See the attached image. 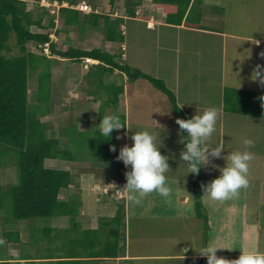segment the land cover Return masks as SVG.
Masks as SVG:
<instances>
[{
    "label": "rangeland",
    "instance_id": "1",
    "mask_svg": "<svg viewBox=\"0 0 264 264\" xmlns=\"http://www.w3.org/2000/svg\"><path fill=\"white\" fill-rule=\"evenodd\" d=\"M24 1L27 4V9L32 10L34 18L37 15H43V25H46L48 20L53 18L54 27L52 28L43 30L31 26L30 29L37 32H48L56 49L65 50L68 46H72L82 49L98 48L114 55L121 54V57L116 59L118 63H125L152 77L162 79L166 87L172 92L174 88V73L180 77L181 81L186 79L185 83H182L185 86H181L178 93V99L182 104H178V106L184 114L191 119L194 115L200 114L208 108H217L219 116L216 131L213 133L209 142L211 146L215 147L217 144L224 145L225 150L222 151L221 155L225 161L228 160L227 155L232 152L251 151L254 158L250 162L249 179L253 180L254 178L263 176L264 118L231 113L224 114L221 95L224 87L251 90L264 94V79H262L264 78V0H204V4H206L204 15L207 18L204 19L203 23H205L208 30H213L214 34H200L196 31H189L190 34H184L179 39L180 42L176 43L177 45L173 41L170 42L168 38V40H165V36L172 38V35H169L170 32L167 31L168 34H165L161 30L159 35V32L157 33L156 30H147L144 22L141 20L137 21V18L131 20L123 19L120 25V32L123 35L122 43L107 42L103 38V32L100 30L91 29L89 26H87L88 28L86 30H83L77 28V26L63 25L61 17L57 12L58 7L62 6V4L56 1ZM142 1L148 2L147 4L143 3L144 5L138 6L136 8V14L143 16L147 9L152 13V5H149L150 1ZM124 3L125 0H114L113 4H110V0H96L95 11L116 17V15L124 14V7H122ZM63 5H66V3ZM43 7L47 9V14L45 15L43 14ZM218 9L220 10L217 11ZM139 19L141 18L139 17ZM99 23L101 25L102 21L100 20ZM55 29L59 30L58 34L54 33ZM231 34L236 35V40L230 39L227 36ZM255 40L260 41L259 46H256ZM121 44H123V49L120 48L122 46ZM27 48L38 54H49L45 46L43 50H40L32 42L27 44ZM12 53H17V49L13 48ZM49 57L54 59L51 68L53 74L51 99L45 103H37L38 101L36 99L34 101V98H37L34 96L37 72L33 70L28 78V110L38 111L40 113H45L46 110L51 111L50 114L44 115L42 120L51 124L53 128L51 135L60 136L63 133L65 136L66 132L70 134V139L69 137L68 139L61 138L59 147L69 149L75 161L46 159L44 165L48 168L71 170L73 173H79L81 171L83 173L84 171L93 176L107 178V180L117 175V178H122V173L113 170L112 166L108 163H103L98 160L96 154L91 152L83 142L82 137L80 138V132L76 130H78L77 125L86 124L87 129L85 131L88 133V137L92 138L99 133L97 125L103 117L116 114L123 121V118H121V115L124 116V113H122L123 109L119 106L115 110L114 107L111 108V105H105V101L108 98L105 90H101L93 83H89L86 78H83L78 83L80 92L77 94L73 91V88H75L73 87V78L75 79L77 77L75 76L76 74H85L89 69V64L91 62L93 63V61L71 62L68 60H59L58 57ZM117 73L113 72L109 74L105 82H108V84H122V76L121 74L118 76L119 74ZM126 88V100L123 99L119 103V105H122L128 101L125 137L124 134L122 135V128L114 130L116 136L117 132L118 137L122 136L126 140L120 141V146H131L132 141L130 137L134 132L142 130L161 132L160 138L163 147L160 148V151L162 155L169 157L170 172L167 174L168 184H173L174 181L180 178L184 180L188 179L185 186L189 191H192L190 197L194 199V202L191 201V204H187L184 207H187L189 210L192 207L195 208V211L187 210L184 212L185 215H183L179 209L183 206H181V203L177 199H174L175 195L172 185H170L171 194L167 198H163L158 193L153 192L152 194L160 198L162 197L166 201V205L164 204L165 210H176L177 216L176 218H166L164 221L146 219L137 222L135 226L132 225L130 227V229L133 227V234L136 233L135 236L132 234V239H146L145 242L148 245L144 247L162 250L168 247L163 240L170 241L171 245L175 242L169 248H180L188 245L189 238L193 236V240H198V248L201 246L204 249L206 248V239L209 237L208 246L210 249L218 248L224 251H232L233 248H236V237H232L231 241L229 240L231 239L229 236H232L233 232L229 235L225 232L226 225L223 223L225 210H214L210 205L208 207L203 202L204 193L202 186L220 174L217 168L212 167V165L222 168L225 165L224 159L210 157V164L203 166L202 171L204 174L201 179L202 193L199 196L201 203L198 204V200L194 195V187L190 182L191 177L190 173H188V166L180 160V153L184 150V143L179 126L175 122L176 117L168 97L143 79L127 82ZM68 89L70 91H67ZM89 90H93L91 92L92 94L89 93ZM80 101L82 103L84 102L87 106L85 107L84 105V108L77 110L79 113H76L71 107H78L79 104L76 103ZM48 134L50 135V133ZM245 140L253 141V147L245 149ZM256 155L257 157H255ZM126 170L130 171V168ZM119 175L121 176L119 177ZM77 179L81 181L80 186L82 191L86 190L91 194L93 192L94 195L99 196L98 193L101 192L98 190L99 185L97 187L93 184L85 185V179L88 180V178L79 179L77 177ZM0 180L3 185L15 181L14 167H0ZM186 187H183L181 191L184 189L187 190ZM261 197L262 201L257 204L258 212L256 219L258 223H255V225L261 228L258 234L259 240L257 245L259 244V250L264 251V189ZM204 199L207 201L206 198ZM93 200H97L98 203L105 201L103 197H97ZM158 201L163 204L162 200L158 199ZM255 204H253V208L256 207ZM192 213L194 214L190 215ZM4 214V211L0 212V239L4 241L0 245L1 260L8 258L9 254L13 251L17 253L19 250H21V254L27 253L32 257L59 256L64 251L66 252L64 245L76 237L74 235L75 233L71 234L69 232L70 228H68L61 232L62 238L55 245L52 244L53 246H50L49 242H42L39 246L36 244L31 246L26 239L27 235L31 234L32 229L36 231L45 224H48L47 220L30 219L14 221L9 215L4 216ZM203 214L211 222L210 228L213 226L208 234L206 230L208 220L203 219ZM24 223L32 225H29V229L26 230L23 227ZM5 231L20 233L19 238L21 241L23 240L24 244L16 243L13 246L11 242H7L8 239L6 240L3 234ZM132 242L137 245L141 244L139 240H132ZM73 243L70 244L73 245ZM12 246L14 247L13 251L11 250ZM220 259L225 260L224 264H231L232 261L236 260V257H223ZM49 264H54V262ZM204 264H207V260Z\"/></svg>",
    "mask_w": 264,
    "mask_h": 264
},
{
    "label": "trees",
    "instance_id": "2",
    "mask_svg": "<svg viewBox=\"0 0 264 264\" xmlns=\"http://www.w3.org/2000/svg\"><path fill=\"white\" fill-rule=\"evenodd\" d=\"M49 1L62 4L58 7L57 12L63 25L77 26L83 30L89 26L91 29L102 31L106 41L123 42V35L120 32L123 17H111L109 14L95 11L96 0H82L91 7V11L88 13L76 9L75 6L81 0ZM151 2L154 7L163 9L166 24L174 26L184 24L189 27L205 28L201 24L204 8H206L204 0H151ZM64 3L66 5H63ZM141 3L142 0H125L124 9L128 17L136 16V8ZM110 4H113V0H110ZM42 10L44 15L47 14V9L43 7ZM100 20L102 21L101 25ZM42 21L43 15H37L34 18L32 10L27 9L24 0H0V167L13 166L15 171V181L6 185L0 181V212L4 211V216L9 215L14 221L47 220L48 224L36 231L32 229L31 234L27 236L31 246L34 244L39 246L42 242H49L50 246L55 245L62 238L61 232L64 230L52 229L49 224L51 218L60 215L69 216L70 232L74 228L75 223L73 221L77 212V208L73 207L70 198L65 201L58 198L60 189L71 184V173L68 170L48 168L44 165L46 159L74 160L69 149L59 147L58 138L64 134L62 133L57 137L48 136V131L53 130V128L47 121L42 120V117L50 114L51 111L46 110L45 113H40L28 110V78L33 70L37 72L36 95L34 94L37 98H34V101L36 99L37 103H45L51 99L53 77L51 68L54 59L49 56L64 58L71 62H80L84 58L96 60L97 63L89 67L84 78L89 83L96 85L97 88L105 90L108 95L105 105H111V108L114 107L115 110L119 107L123 83L108 84L105 81L109 74L117 71L125 76L126 82H134L139 79L148 81L168 97L176 120L178 118L188 119L178 106L174 93L166 87L162 79L152 77L125 63H118L116 59L121 57V54H119L120 56L114 55L98 48L85 50L69 46L65 50L56 49L48 32H37L30 29L31 26L43 30L54 27L53 18H50L46 25H43ZM54 33L58 34L59 30L55 29ZM30 42L38 46L40 50H43L46 45L49 54H38L28 50L27 44ZM13 48L17 49V53H12ZM92 91L89 90V93ZM221 98L222 110L225 112L264 118V94L251 90L224 87ZM121 118H123L121 122L125 126V117L121 115ZM122 132L123 135L125 127H122ZM180 133L182 138L186 136L182 130ZM87 134V132H80L79 136L82 137L90 151L96 154L98 160L108 163L113 170L123 173L126 167L116 158L120 149L116 144L114 130L107 139L100 136V133L92 138L88 137ZM65 136L68 139L70 134L66 132ZM112 146L115 147V151L110 150ZM190 177V182L195 191L194 195L198 200L196 202L200 204L199 196L202 193L201 168L199 174L190 173ZM120 218L121 208L119 207L110 221L114 228L107 234L105 243H102L101 239L98 241L93 239L94 235H98L96 231H92L93 237L85 238L82 236L77 243H83V241L89 242V244L101 242L95 256L114 257ZM203 219L207 221L205 214H203ZM3 234L5 239H8L7 242H11L13 246L16 243L24 244L20 241V233L18 232L5 231ZM70 243L72 242H69V248L72 246ZM13 246L12 248H14ZM19 255V258L25 259L62 258L59 257L61 255L33 258L27 253L21 254V250ZM63 257L74 258L72 256ZM11 259L16 258L11 257ZM55 262L56 264H82L73 259H56ZM0 264L14 263L6 258L0 259Z\"/></svg>",
    "mask_w": 264,
    "mask_h": 264
},
{
    "label": "crops",
    "instance_id": "3",
    "mask_svg": "<svg viewBox=\"0 0 264 264\" xmlns=\"http://www.w3.org/2000/svg\"><path fill=\"white\" fill-rule=\"evenodd\" d=\"M149 1H150L149 5L150 4L152 5V10H153L152 13H150V11L147 9L145 10V15L143 16H139L136 14L135 17H128V15L125 13V9L123 8L124 14L122 13V14L116 15V17H123V19L126 18L130 20L133 18H137V21L141 20L144 22V26L147 30H150V31L156 30L157 33L159 32L158 33L159 35L161 33V30H162V33H165V34H168L167 33L168 31L171 33V34L169 33V35H172V38H170L169 36H165L166 37L165 40L168 38L170 39V42L173 41V43L175 44L177 42H180L179 39H181V37L184 34L186 33L188 34L189 31L190 32L196 31V32H199L200 34H205V33L214 34L213 30H208L205 26V23H203L204 19L207 18L206 15H203L202 22H201V24L204 25L205 28L189 27L184 24L176 25V26L169 25V24H166L164 21L165 14L163 12V9L160 7H154L151 0ZM81 2L83 1L82 0L79 1V3ZM147 2L148 1L146 2L142 1L140 5L147 4ZM139 17L141 19H139ZM147 24H152L153 27H150ZM227 36H229L230 39L236 40V35L231 34ZM259 43H260L259 40H255L256 46H259ZM121 45H122L121 48L123 49V44ZM165 45L167 46V44ZM58 59L61 60V58H58ZM62 60L64 61L67 59L63 58ZM91 61H93V63L92 62L90 63L91 65H94L97 63V61H94V60H91ZM90 64H89V67L91 66ZM84 66L87 67L86 65ZM114 72L117 73V71H114ZM85 74L83 75L76 74L75 76H77L76 77L77 80H75L76 78L75 79L73 78V81H74L73 87H75L73 88V91H75V93L77 94L78 92H80L79 90L80 87L78 83L81 82ZM117 74H119L118 76H120V73H117ZM121 76H122V83L124 87H123V93L121 94L120 102L123 99L126 100L125 96H126V91H127L126 78L123 74H121ZM185 81L186 79L181 81L180 77H178L177 74L174 73L173 92H174L177 104L179 105H182V104L180 103V100L178 99L179 97L178 93L180 91L181 86L182 87L185 86V85H182V83L184 84ZM67 91H70V90L68 89ZM76 104H79L78 107L77 106L71 107L73 108V110H75L76 113L78 112L77 110H82V108H84V105L85 107L87 106L84 102L82 103V101H80L79 103L77 102ZM119 106H121V108L123 109L122 113H124L125 127H126V121H127V115H128L127 114L128 101H126L122 105L120 104ZM223 112L224 114L228 113L225 111ZM224 114L223 116H225ZM86 126H87L86 124L77 125L78 130L76 131L84 132L87 129ZM51 131L53 130L48 131V133H50V135L48 134V136L53 137V135H51ZM125 133H126V129H125ZM125 133H124V137H125ZM116 134L117 136L114 133V135L116 136V141H117L116 144L118 148L121 149L122 146H120V143H121L120 141H126V140L122 136H119V138H117L118 133L116 132ZM63 137L60 136V138H58L59 144H60L61 138L66 139V136L63 135ZM255 157H257V155ZM258 157H262V156H258ZM126 169L127 168H125L124 172L122 173V178H115L118 176L117 175V176L111 177L108 180L107 178L105 179L103 177H97L95 175L93 176L90 173H86L84 171L83 173L82 171L79 173L78 172L73 173V171L68 170L72 175V182L68 187L60 189L58 193V198L61 201H65L68 198H70L73 202V207L77 208V212H76V215L73 221L75 223L73 226L74 228L73 230L70 231L71 234L75 233L74 235H76V237H74L75 238L74 240H70L71 242H74L72 247L69 248L68 247L69 242H67V244L64 245L66 247V252L64 251L63 254L59 256L62 258H53V259L19 258L20 250L17 253H14L13 251L14 249L12 248L11 250L13 252L9 254V257L7 258V260L12 261L14 264H27V263H33V264L47 263L49 264L51 262L52 263L54 262V264H56L55 262L56 259H63V260L73 259V260L79 261V263L81 262L82 264H204L207 260V257L202 253L205 250L212 251V249H210L208 246L209 237L206 239V242H205L206 248L204 249L201 246L200 248H198V240L196 239L193 240L194 237L192 235H191L192 237L189 238V244L188 245L185 244L186 246L180 247V248H169L170 246H173L175 242H173V245H171L170 241L163 240V242H165L166 246L168 247L162 250L161 249H149L148 247H144L145 245H148L145 242L146 239H138V238L132 239V234L134 233L133 227L132 229H130L132 225L135 226L137 222H140L146 219L147 220L155 219V220L164 221L166 218L168 219L176 218L177 212L176 210L175 211L171 210L172 212L168 211L167 209L165 210L164 204L166 205L165 203L166 201L163 199L164 197L160 198L159 196H155V194H152V193L151 195L149 194L148 196L144 197L139 205L129 202L127 199V192L122 190L126 184V177H125V173L127 172ZM62 170H65V169H62ZM202 170H203V166L201 167V173H202V178H203L204 172ZM120 176L121 175H119V177ZM77 177L79 179L88 178V180L85 179L86 181L85 185L93 184V185H96L95 187L99 185L98 190L101 191L100 193H98L99 196L94 195L93 192L91 194L86 190L82 191L81 186H80L81 181H79ZM187 181L188 179L184 180L180 178L174 181L173 184L172 183L169 184V185H172V189L175 195L174 199L175 200L177 199V201L181 203V206H183L179 208L181 210L180 212L183 215H185L184 212H186L187 210L195 211L194 207H192V209L190 210L187 207H184L187 204H191L190 203L191 201L194 202V199L190 197L192 191L191 190L189 191L187 187L185 186L187 184L186 183ZM249 184H250V187L247 189H242L238 197H234L233 199L225 201V202H216L203 194V202L204 204L206 203V206L208 205L209 207L210 205V207H212L214 210H218V209L225 210L224 215H223L224 217L223 223L226 225L225 232L228 233V235L233 232V235L229 236L231 237V239H229L231 241H232V237L234 236L236 237V242H235L236 248H233L232 251H224L218 248H213V250L217 249L215 252V255L217 258H223V257H229V258L234 257L235 258L236 257L237 259L239 255L241 254L240 251L241 252H251V251L259 250L260 248L258 247L259 244L257 245V242L259 240L258 234H259V230L261 231V228L255 225V223H258L257 222L258 220L256 219V214L258 212L257 204L262 201L261 195H263V189H264V174L263 176L254 178L253 180L249 179ZM183 187H186L187 190L184 189L183 191H181ZM95 197L96 198L103 197L105 201L98 203L97 200L95 201L93 200V199H96ZM204 198H206L207 201H205ZM158 199L162 200L163 204L160 203ZM253 204H255L256 207L253 208ZM119 207L121 208V218H120L119 225H118V238H117L116 254L114 257H107V256L105 257L97 256L96 257L95 256L96 255L95 252L101 246L100 244L101 242L100 243L95 242L94 244L92 243L89 244V242L87 243L83 241V243H80V242L77 243L78 240H81L80 238L82 236H85V238L93 237L94 233H92V231H96L98 233L97 236L94 235L93 239H97V241L98 239L99 240L101 239L102 243H105L108 237L107 234L110 231H112V228H114L112 224L110 223V221L112 217H114V215L116 214V211ZM193 214L194 213L190 215H193ZM25 224L26 223H24L23 227L26 230H28L30 224L29 223H27L26 225ZM49 224L52 229H56V230L68 229L70 228V225H71L70 217L67 215L54 216L51 218ZM210 225H211V222H209L208 220L207 228H206L207 234L208 232H210V230H212L213 226H211L210 228ZM135 234L133 235L135 236ZM26 239L28 238L26 237ZM131 239L136 240V241L139 240L141 244L137 245L133 243ZM157 246L159 247V245ZM261 252H264V251L262 250ZM63 256H72L74 258H64ZM11 257H15L16 259H11Z\"/></svg>",
    "mask_w": 264,
    "mask_h": 264
},
{
    "label": "clouds",
    "instance_id": "4",
    "mask_svg": "<svg viewBox=\"0 0 264 264\" xmlns=\"http://www.w3.org/2000/svg\"><path fill=\"white\" fill-rule=\"evenodd\" d=\"M83 5L87 6V9H84ZM75 7L83 13L91 11V7L84 2L78 3ZM45 48L47 49L46 45ZM85 60L89 62L92 59L84 58L81 61ZM218 116V109L211 107L194 115L191 119L178 118L175 121L179 129L186 133V136L182 138L184 150L180 153V160L188 166V173L199 174L202 166L210 164V157L224 159L221 155L225 150L224 145L217 144L212 147L209 143L216 131ZM122 127L125 126L116 114L103 117L97 125L100 136L106 139L110 137L113 130H119ZM160 133L155 130L134 132L130 137L131 146L125 145L119 150L117 160L121 161L126 168H130V171L125 173L126 184L122 189L127 192L129 202L139 205L144 197L153 192L165 198L170 196L171 187L167 176L170 172L169 157L161 154L160 148L163 144ZM244 146L245 149L252 148L253 141L245 140ZM110 150L116 149L112 146ZM227 156L228 160L224 159V167L212 165L219 171V176L202 186L204 195L218 202L238 197L242 189L250 187L249 167L254 158L253 153L248 150L236 151ZM3 243L4 241L0 239V245ZM216 250H205L202 253L207 257V264H224L225 260L216 257ZM240 253L238 259L231 264H264V252L256 250L240 251Z\"/></svg>",
    "mask_w": 264,
    "mask_h": 264
},
{
    "label": "built area",
    "instance_id": "5",
    "mask_svg": "<svg viewBox=\"0 0 264 264\" xmlns=\"http://www.w3.org/2000/svg\"><path fill=\"white\" fill-rule=\"evenodd\" d=\"M84 9H87V6L83 5L82 6ZM149 26H152L151 24H148Z\"/></svg>",
    "mask_w": 264,
    "mask_h": 264
}]
</instances>
